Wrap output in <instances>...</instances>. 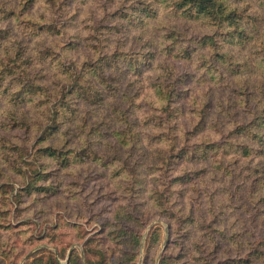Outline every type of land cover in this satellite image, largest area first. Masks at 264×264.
<instances>
[{
  "label": "rangeland",
  "instance_id": "1",
  "mask_svg": "<svg viewBox=\"0 0 264 264\" xmlns=\"http://www.w3.org/2000/svg\"><path fill=\"white\" fill-rule=\"evenodd\" d=\"M167 2L0 0V264H264L262 55L222 65ZM238 6L258 44L264 0Z\"/></svg>",
  "mask_w": 264,
  "mask_h": 264
},
{
  "label": "trees",
  "instance_id": "2",
  "mask_svg": "<svg viewBox=\"0 0 264 264\" xmlns=\"http://www.w3.org/2000/svg\"><path fill=\"white\" fill-rule=\"evenodd\" d=\"M26 1L34 2L35 0H26ZM168 1L169 2L166 3V7L168 9H171V13L175 17H180L181 15L182 16L181 19L184 21H186L187 18L191 20L193 17L206 18L213 23L215 30L211 31V35L208 34L207 36L204 37V43H209V41H211V51L213 52L214 55L217 56V61L219 63H221L222 65L226 64L229 66L234 64L238 65V63L234 61H238L237 58L240 59V56L242 55V50L248 48L247 44L255 43L257 56L259 54L262 55L260 58L261 60L256 63L255 68L256 66L258 68L257 64L259 63V67L262 70H264V33L260 35V40H258L259 43L257 44L255 42L256 37L254 31L250 32L249 30H247L246 27L244 28L245 24L242 26L243 22L239 21L241 20V18L238 9L239 8L238 4H240L241 0H225L224 3L222 2V0H168ZM175 36L178 37L177 31L172 33V37ZM222 36L225 38V41H222L221 39ZM186 38H188V36H186ZM227 39H230V41L233 40V42L231 43L232 45L231 47H228L229 46L228 43L226 44ZM168 42L169 43L167 45L164 44L163 47L165 48L164 50L165 53L166 52L168 53L169 51L170 57L175 59L178 55L182 53L185 54V56H188V58H190L189 54L191 53V49L189 46L183 47V46L175 45V40L174 42L171 41ZM154 45L155 44H152V46ZM5 47L7 48L8 52L10 51L9 49H12V48H8L7 44L5 45ZM154 56L156 55L154 54ZM248 62L249 60H247V63ZM116 63H118L117 60L106 58L105 60L99 63L101 64L99 68H95L94 71L95 75L97 72L105 73V69L107 67L108 68L113 67ZM240 63L241 66L247 65L246 62H240ZM124 73L125 72H123V74ZM72 83H73L72 90H80L83 93V95L90 93L87 91L86 85H88V87L93 86V88L95 89L96 91L95 97L102 98L104 96L100 87H103L104 89H106V87L104 86V84H100V82L98 81L96 82L94 80V76H92L90 72H85V71L78 72L75 76V79L72 80ZM113 89L109 94L110 95L115 94L114 98H118V96L116 95L118 88H113ZM159 95L164 98V91L159 90ZM32 98L34 97L32 96L30 99ZM167 99L170 100V98L168 97ZM103 100L104 99L100 100V102ZM119 102L120 100H118L116 104ZM62 116L71 117L72 113L68 111H65L63 113L62 112L52 113L50 115L51 119H53L51 122L57 125L59 119H61ZM263 125L264 124L262 123V126L260 124L253 129L249 128L248 131L243 132L244 135H250L254 133L255 135L254 137H256L257 139L256 141L257 145H259V151L262 152L264 151ZM254 131H257V133H255ZM139 132L142 133V130H140ZM137 136L139 137V133ZM169 143L173 144L174 146L175 141H169ZM222 149H224L223 150L224 154H228L229 151H232L234 149V145L226 144L223 145ZM254 149H255L254 147L249 146V150L253 151ZM245 150L248 151V148L245 147ZM205 154H206L205 156H207L208 152ZM219 159L221 160L222 158L219 157Z\"/></svg>",
  "mask_w": 264,
  "mask_h": 264
}]
</instances>
